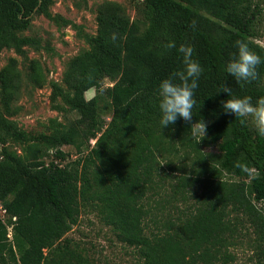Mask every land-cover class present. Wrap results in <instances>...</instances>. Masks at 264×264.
<instances>
[{
  "label": "trees",
  "instance_id": "trees-1",
  "mask_svg": "<svg viewBox=\"0 0 264 264\" xmlns=\"http://www.w3.org/2000/svg\"><path fill=\"white\" fill-rule=\"evenodd\" d=\"M142 2L143 19H131L116 1L97 6L88 48L69 60L62 84L48 81L54 109L75 115L65 123L50 119L49 133L33 135L18 126L13 116L23 73L16 57L0 69V203L6 209L0 264H89L84 247L63 240L83 211L97 212L134 250L138 264H229L227 250L242 223L264 245V136L247 118L225 113L222 101L229 97L220 91L225 83L234 97L250 96L254 104L264 97V45L258 41L264 0ZM51 3L0 0V51L21 53L33 44L19 33L35 13L53 18ZM169 41L176 48L167 49ZM237 41L262 60L250 83L225 71ZM181 44L194 48L193 59L203 68L192 110L193 122L208 125L200 142L181 118L160 124L159 85L183 68ZM28 79L37 87L47 84L36 59L29 61ZM105 80L111 85L102 89ZM92 87L96 93L87 99ZM105 99L108 123L99 112ZM80 144L85 153L72 163L55 161L65 157L63 145ZM210 145L215 154L203 151ZM177 158L189 160L190 171Z\"/></svg>",
  "mask_w": 264,
  "mask_h": 264
},
{
  "label": "rangeland",
  "instance_id": "rangeland-1",
  "mask_svg": "<svg viewBox=\"0 0 264 264\" xmlns=\"http://www.w3.org/2000/svg\"><path fill=\"white\" fill-rule=\"evenodd\" d=\"M103 1L105 0H52L49 11L53 18H48L42 13H35L29 27L19 33L20 36L32 38L33 44L22 47L21 53L16 52L14 48H3L0 51V69L10 57H16L18 67L23 73V84L16 102L19 110L13 119L27 133L33 135L49 133V120L52 118L62 123L75 118L72 112L54 109L48 81L53 80L62 84L69 60L81 50L88 48L87 39L95 35L97 30V6ZM112 1L121 4L131 19H143L142 0ZM258 41L264 45V35ZM32 59L40 62L46 75L47 84L42 87H37L28 79V65ZM110 85L111 81L105 80L101 88L104 89ZM95 93V88H89L85 92V97L89 99ZM105 101L106 99L100 103L99 112L105 123H108L111 118V109ZM247 120L255 126L251 117ZM195 137L199 139V134L196 132ZM94 143L95 139H91L90 145ZM8 147L18 152L21 149L18 144L13 143H10ZM61 150L65 153V157L55 159L61 165L70 164L85 153L83 144L78 147L63 145ZM203 151L215 154L216 147L206 146ZM175 163L187 164L183 166L186 173L191 169L189 165L191 162L184 158H177ZM162 164L165 165L164 162ZM63 237L64 241L68 238L71 245L84 247L90 259L89 264H138L134 250L117 238L111 227L101 221L97 212H81L78 223ZM259 246L264 245L255 240V234L248 224L242 223L238 226L234 242L227 250L233 257L229 264H264V253L259 250Z\"/></svg>",
  "mask_w": 264,
  "mask_h": 264
},
{
  "label": "clouds",
  "instance_id": "clouds-1",
  "mask_svg": "<svg viewBox=\"0 0 264 264\" xmlns=\"http://www.w3.org/2000/svg\"><path fill=\"white\" fill-rule=\"evenodd\" d=\"M190 26L195 28L196 21L193 20ZM165 47L172 49L176 48V45L169 41ZM236 47L235 58L226 65V74L233 77L236 82L255 81L258 78L257 68L262 63L260 55L250 49L244 41H237ZM177 51L182 54L183 68L173 72L169 78L163 79L159 85V109L162 113L160 124L162 128H165L175 124L177 119L181 118L189 122L190 128L199 134L198 142H200L207 135L208 125L203 119L193 122L192 110L196 105L194 90L199 86L198 80L203 68L198 61L193 59L194 48L192 46L181 44ZM220 91L227 93L229 97L222 101L225 113L233 114L241 119L251 117L258 134L264 136V97L258 98L255 104L250 96L234 97L232 88L225 83L220 86Z\"/></svg>",
  "mask_w": 264,
  "mask_h": 264
},
{
  "label": "built area",
  "instance_id": "built-area-1",
  "mask_svg": "<svg viewBox=\"0 0 264 264\" xmlns=\"http://www.w3.org/2000/svg\"><path fill=\"white\" fill-rule=\"evenodd\" d=\"M6 209L5 207L0 203V218H3L5 216ZM10 236V234L8 235Z\"/></svg>",
  "mask_w": 264,
  "mask_h": 264
}]
</instances>
